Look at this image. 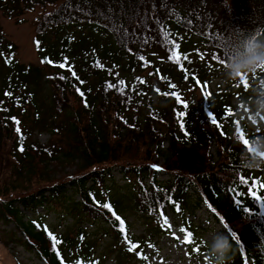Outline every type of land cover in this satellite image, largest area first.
<instances>
[{
  "label": "trees",
  "instance_id": "trees-1",
  "mask_svg": "<svg viewBox=\"0 0 264 264\" xmlns=\"http://www.w3.org/2000/svg\"><path fill=\"white\" fill-rule=\"evenodd\" d=\"M45 8L52 9L37 19L34 37L41 67L18 64L15 47L0 39L2 122L14 123L16 113L28 106L34 114L25 119L34 125L41 122L37 97L46 90L40 86H52L47 99L52 98L53 104L46 127L52 136L64 132L69 143L68 149L54 146L51 155L48 151L46 161L51 163L46 164L75 163L76 176L62 182L48 180L43 187L22 191L25 194L17 200L0 201V222L12 223L15 230L10 240L38 262L59 264L47 233L22 214L37 206L45 205L47 211L59 204L79 228L77 254L70 259L64 252L73 250L72 239L51 232L61 241L57 250L65 264L92 260L94 239L84 226L86 218L103 222L104 234L110 236L116 250L115 264L141 262L143 259L126 250L119 222L95 200L111 204L125 221L127 237L140 245L136 251L142 256L148 244L172 230L161 215L170 212L180 220L177 230L182 237L181 228L193 234L191 244H185L189 256L208 257L207 245L197 239L191 222L185 219L186 209L193 211L206 204L237 234L239 244L225 229L235 248L230 264H264V188L260 187L264 167L241 170L240 163L245 149L251 151L249 141L264 137V78L257 77L252 87L243 85L264 71L260 69L264 64L239 79L229 75L226 64L246 59L248 40L264 42V0H0V10L8 18ZM174 50L180 59L172 56ZM65 58V68L53 66ZM145 67L149 75L141 83L137 75ZM44 68L51 73L45 75ZM218 71L229 77L235 90L243 88L253 109L249 106L242 111L243 102L232 107L228 101L232 92L218 93L194 108L184 104L182 87L194 89L208 83L210 75ZM149 79L154 87L147 86ZM154 96L157 100L151 104ZM60 97L73 106L59 105ZM55 117L64 123L57 124ZM15 136L14 141L18 138L23 143V151L13 158L21 165L19 176L27 177L35 170L34 158L37 154L41 158L44 150L28 141L26 129ZM150 153L161 157V168L149 162ZM112 167H118L131 181L119 186L109 173ZM160 169L172 179L156 181ZM241 176L247 184L240 182ZM190 191L194 194L189 195ZM126 209L152 221L149 231L139 238L129 237Z\"/></svg>",
  "mask_w": 264,
  "mask_h": 264
},
{
  "label": "rangeland",
  "instance_id": "rangeland-1",
  "mask_svg": "<svg viewBox=\"0 0 264 264\" xmlns=\"http://www.w3.org/2000/svg\"><path fill=\"white\" fill-rule=\"evenodd\" d=\"M51 9L52 8H45L44 10L36 9L33 12H25L16 18H8L7 15H4L0 10V39L3 42H8L15 47L14 57L18 64L34 67L42 66L35 51L34 37L36 22L39 17ZM49 73L51 72L44 68V74L49 75ZM148 75L149 70L145 67L143 72L137 75V78H140V82L143 83V80H145ZM257 77L264 78V71H260L256 73L254 77H250L247 86L252 87L255 84ZM208 79V83H202L200 85L197 84L194 89L182 87V99L184 104L186 103V105L194 108L196 105H200L204 100L210 98L211 96H216L218 93L232 92L231 96L228 98L229 104L232 107H238L239 104L243 102L244 106H242V111L245 112V109L249 108V106L251 109L254 108V106L249 103L248 96L246 95V92H244L243 88L235 90L236 87L232 86L234 84L230 82L229 77L222 71H218L210 75ZM147 81L149 83L147 84L148 87H154L155 83L152 79ZM241 84L242 83H240V85ZM243 85H245V83H243ZM230 87H233V89H230ZM51 88L52 86L50 85L40 86V89H45L46 93L41 95L39 94L37 97V104L40 105L41 109L40 117L42 121L36 123L35 125L25 119L32 117L34 114L33 109L29 106L26 107L25 110L22 109L21 113L18 111L14 117V123L9 122L8 124H3V115L0 110V201L7 202L10 200H17L16 197L21 196L28 191L31 192L36 188L45 186L46 181L48 180L52 182H62L63 180H67L69 177L76 176L75 163L61 165L52 163L47 166L51 162L46 161V154H49L50 152L51 155V151L54 146H62L65 149H68L69 143L64 136V132L52 136L49 134L48 128L46 127V124L49 122H46V120H48L50 116L48 109L50 108V105L53 104L52 98L50 100L47 99V96L49 95L48 92ZM247 89L248 90L246 91L250 90L249 88ZM205 93H207V95H205ZM156 100V96H154L151 104L155 103ZM60 101L61 102H58V104H63V107H66V109L69 106H73L72 104L65 102L62 97H60ZM23 111L25 112L23 113ZM55 118L57 124L62 125L64 123L61 117ZM16 121H19V123L17 124ZM17 128L20 129L19 133H22L23 129H26L29 136L28 141L37 143L38 147L41 150H44L41 158L39 154H37V157L34 158L35 166L34 163H32L35 170L27 177L19 176L20 171L18 168L21 165H19L13 158L15 153L18 155L22 152L20 149H23V147H21L23 143L21 141H16L18 138L14 141V138L16 137L15 133H18L16 132ZM57 133L59 132L57 131ZM211 153L214 154L212 150ZM150 155L148 157L149 162L154 167L161 168V157L155 153H150ZM132 156L139 158V156ZM119 157L127 158L122 154H119ZM46 162L48 164H46ZM156 172V181L159 183H165L170 178L172 179L170 176L171 174L168 172L161 169L156 170ZM109 173L119 186L131 181V178L128 177L126 179V177H123L119 173L118 167L110 168ZM145 181L148 183L147 179H145ZM22 191L26 192L23 193ZM68 193H70V191ZM193 194V191L189 192V195ZM194 198L193 200H195ZM17 206L19 210H21L18 203ZM185 212V219L191 222L195 231V236L201 241V243H205V245L210 246L215 235H218L220 232L228 235L224 225L214 216L208 205L200 204L197 208H194L193 211H189L188 208ZM22 214L25 216V220L35 221L36 224L40 225L41 229L44 230L46 227L54 234L58 233L64 236L68 235L69 238L72 239L73 250L64 252V257L66 259H70V255L75 256L77 254L75 249H77L76 247L78 246V238H76L79 232L78 225L73 222L70 215L67 214V212L59 206V204H52L49 206L47 211L45 205L37 206L33 212L28 210L23 211ZM124 214L126 215L127 224L129 225V237L139 238L144 235L145 231H149L148 229L150 227H148V225L152 224V221L148 222V220L145 217H142L139 213L137 215H133L131 210L126 209ZM166 217L172 226L170 233L168 235H163L158 240H155V242L151 244L153 245L152 248L147 247L144 250V257H147L146 259L141 260V262H126L123 264H208L209 259L206 255H198V258L189 256V252L183 243V237L177 230L180 225L178 217L174 216L170 212L166 213ZM86 219H88V221L84 222H87L88 224H85L84 226L89 229L91 237L94 239V244L92 245V260H98L100 264H115L114 262H116V256L113 251L116 250L112 244L110 236L104 234L103 222L97 218ZM153 225H155V223H153ZM13 231L15 230L12 223L3 224L0 222V264H44L36 261L33 256L28 254V252H25L19 244H15L10 240V235ZM84 240L85 237L83 241ZM246 264L251 263L246 261Z\"/></svg>",
  "mask_w": 264,
  "mask_h": 264
},
{
  "label": "clouds",
  "instance_id": "clouds-1",
  "mask_svg": "<svg viewBox=\"0 0 264 264\" xmlns=\"http://www.w3.org/2000/svg\"><path fill=\"white\" fill-rule=\"evenodd\" d=\"M247 57L242 62L226 61L227 71L234 79L244 72H250L257 65L264 64V42L250 39L246 43ZM251 151L245 149V158L241 160V170H256L264 167V137L250 140ZM208 264H230L235 248L229 236L223 232L213 237L210 246L207 245Z\"/></svg>",
  "mask_w": 264,
  "mask_h": 264
},
{
  "label": "snow or ice",
  "instance_id": "snow-or-ice-1",
  "mask_svg": "<svg viewBox=\"0 0 264 264\" xmlns=\"http://www.w3.org/2000/svg\"><path fill=\"white\" fill-rule=\"evenodd\" d=\"M176 47H177V46L174 44V45H173V48L175 49ZM172 56L175 57L176 59H180V57L177 55V53H176L175 50L172 52ZM41 62H42V63H50V64L52 63V61H50V60H42ZM5 63H7V61H5ZM66 63H67V58H65V60H64L63 63H60L59 65H53V66H56V67H59V68L63 69V68H65V64H66ZM260 69H261V70H264V66H261ZM68 71H69V72H72L71 67L68 68ZM72 75L75 76V73L72 72ZM59 78H60L61 80L65 79L64 76H60ZM241 79H242V81L245 80V78H243V77H242ZM81 83H82V81H81ZM119 83L122 84L123 81H119ZM173 87H174V85H173ZM245 87H247V84H246V83H245ZM77 92H80V89H79V88H77ZM5 95H6V96H9V95H11V94L6 92ZM80 95L83 96V93L80 92ZM205 95H207V93H205ZM176 98L179 99L178 96H177ZM87 106H88V105L85 104V107H87ZM5 111H6V109H5ZM227 111L230 112V110H227ZM209 118L212 119L211 116H210ZM13 119H14V118H13ZM212 122H213L214 124L216 123V121H215L214 119L212 120ZM16 123L18 124L19 121H16ZM217 127H219L218 124H217ZM16 131L19 133V132H20V129L17 128ZM245 144H246V141H245ZM20 150L23 151L22 148H21ZM240 182H241L242 184H247V183H248V181H247L243 176L240 177ZM255 183H256V182L253 181V187L255 186ZM260 187L264 188V184H261ZM249 191H250V194L253 195V196L255 197V193H254V192H251V190H249ZM237 195H239V193H237ZM255 198H256V199H260L259 197H255ZM93 202L96 203L98 207H102L103 209H106L109 213L112 214V216L114 217V220L119 222V232H120L121 234H124V240H125V243H126V245H127V249H126V250H127L129 253H133V252H134L135 255L137 256V258H139V259H146L147 257L142 256V254H141L139 251H136V250L140 247V245H138L137 243L132 242V241L127 237V235H126V228H125V221H124L119 215H117V214L115 213V211H114L113 207L111 206V204H110V203H103V204L101 205L98 201H95V200H94ZM177 211H179V208H178V207H177ZM244 211L247 212L248 209H244ZM161 215H162V218L164 219V223H165V225H166L167 227L171 228L172 226L169 224V222H168V218H167L166 216H163V213H162V212H161ZM33 223L36 224L35 221H34ZM36 226H37V227H40V225H38V224H36ZM224 228H225V229H228V225L225 224V225H224ZM44 231L47 233V235L49 236L50 240L52 241L51 247H52V250L55 252V254H56V256H57V259L59 260V264H65V261H64L63 257L61 256L60 252L57 250V245H59V244L61 243V241H59V240H58V239H57V238H56V237H55V236H54V235H53V234H52V233H51L46 227L44 228ZM179 231H180L181 233L184 234V235H183V243H184V244H191V242H192V236H193V234L191 233V231L185 230L184 228H181ZM228 231H229V233H230V237H231V239L235 240L236 243L239 244V240L237 239V234H236L234 231H232L231 229H228ZM174 238H175V237H174ZM80 239L83 240L84 237L81 236ZM148 247H149V248H152L153 245L148 244ZM76 264H84V262L81 261V260H77V261H76ZM88 264H97V262H96V261L89 260V261H88Z\"/></svg>",
  "mask_w": 264,
  "mask_h": 264
}]
</instances>
